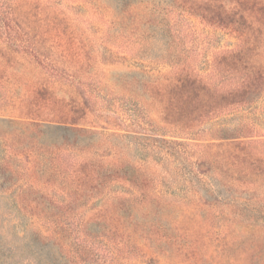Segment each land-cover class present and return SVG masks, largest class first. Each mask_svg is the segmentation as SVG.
<instances>
[{"label": "rangeland", "instance_id": "rangeland-1", "mask_svg": "<svg viewBox=\"0 0 264 264\" xmlns=\"http://www.w3.org/2000/svg\"><path fill=\"white\" fill-rule=\"evenodd\" d=\"M168 8L165 0L139 2L135 5L138 25L148 20L153 23L140 28L143 36L137 30L134 36L122 37L106 23L87 29V22L93 19L109 22L124 16L118 0H0V50L6 52L8 44L16 46L39 68L53 74L56 67L52 60L38 54L33 39L13 18L20 23L29 21L31 29L45 20L51 26L41 25L38 38L46 47H55L52 52L57 65L70 64L62 57L74 47L72 39L81 40L86 63L90 68L111 69L103 77L115 84L118 76L112 71L130 65L152 66L153 71L166 74L177 52L166 44L171 34L164 30L165 23L173 20L180 30H191L185 32L190 34L188 40L191 36L197 39V34L201 37L200 43H189L193 50L188 53V62L184 61L187 69L236 68L253 76L260 71L257 69L264 64V53L249 48L247 56L231 60L229 52L243 47L236 39L238 33L256 37L261 45L264 29L243 26L236 32L233 28L238 25L233 22L239 18L211 26L202 17ZM166 10L170 11L167 16ZM130 56L141 61L135 63ZM57 76L56 82L49 81L48 94L42 97L41 105L49 116L53 114L49 102L60 96L64 85L84 88L87 80ZM239 76L232 83L241 82ZM6 93L5 69L0 70V264H35L46 257L29 252L27 243L13 236L15 228L9 221L15 224L16 216L21 219L18 227L29 230L30 238L43 228L52 232L58 222L69 230H88L90 244L100 257L98 264H259L264 259V95L253 103L230 106L197 121L187 117L178 130L147 118L152 125L132 129L138 135H127L109 117L96 118L95 112L89 122H95L98 133L88 136L85 147L65 152L67 157L59 156L61 172L54 173L55 159L52 155L44 157L50 148H25L24 131L17 128L14 132L6 124V115L20 112L13 102L10 105L6 101ZM150 105L147 107L162 113L164 106L158 100ZM54 110L59 112L58 107ZM126 111L120 110L124 117L130 116ZM121 129L126 130L125 126ZM161 133L171 145H157L156 139L150 138ZM13 142L21 146L18 152L12 148ZM85 161L116 165L120 173L93 197L87 196L90 189L83 191V196L81 192L69 195V188L74 189L86 177L79 166ZM135 167L141 168L138 174L145 181L134 183V177L126 173ZM41 171L44 177L39 175ZM43 183L47 186L43 194L51 195L54 190L55 201L73 200L59 219L50 218L49 212L45 216L34 202L42 201L35 193ZM77 198L86 205H79ZM84 207L85 212L81 210ZM66 214L74 216L64 221Z\"/></svg>", "mask_w": 264, "mask_h": 264}, {"label": "trees", "instance_id": "trees-1", "mask_svg": "<svg viewBox=\"0 0 264 264\" xmlns=\"http://www.w3.org/2000/svg\"><path fill=\"white\" fill-rule=\"evenodd\" d=\"M118 1L122 5L124 16H121V18H110V20L108 19L109 22H97L96 19H93L92 22H87V29L93 30L96 29V24L106 23L122 37L127 35L134 36L137 30L143 36L140 28L149 26L153 22L148 20L143 22L142 25H138L135 5L145 0ZM165 1L169 5V10L175 9L183 11V13L202 17L205 20H209V25L211 26H214V22L217 23V21L224 23L227 18H239L233 22V25H238L237 29L233 28L236 32H240L243 26H245V29L250 28L251 30L259 29L262 31L264 29V0ZM169 10H166V16L170 12ZM16 19L13 18L18 28L25 33L27 32L26 34L33 39L34 48L39 50L38 54L52 60L56 70H54L53 74L44 71L39 68L32 58L23 55L16 46L11 44L7 45L6 52L0 50V70L6 69V101H9L10 105L13 102V107L16 106L20 109L18 110L20 112H16L18 113L16 116L6 115V124L12 128V131L17 128L24 131L23 135H26L28 142V144H24L25 148L35 147V151L50 148V152L46 153L44 157L52 155V159H55L56 166L51 168L54 173L56 170L58 173L61 172V160L59 159L60 162L58 161L59 156L60 158L61 156L67 157L65 152L85 147L88 136L91 137L98 133V126L95 122L93 124L89 122L91 119L90 115L95 112L96 118L99 116L98 119L103 120L106 116L109 117L108 119L115 123L118 130L125 132L127 135H138L139 132L132 129L137 130L140 128L143 130L145 129L143 128L144 125L145 127L152 125L147 118H155L159 125L178 130L182 120L187 119V117H189L190 121H197L215 111L230 106L253 103L264 95V64L261 65L260 69H257L260 71L255 76L252 75V72L236 68L231 70H228L230 68H225L220 71H213L210 66L208 67L209 70L205 71L201 70V68H195L194 71L187 69L184 61L189 60L188 53L193 50L189 43L190 41L192 43L196 41L200 43L201 37L197 34V39L191 36L188 40L187 38L190 34L187 36L185 32L191 30L182 28V26L180 30L179 24L173 20L165 23L164 30L166 29L171 34L166 44L177 48V52H175L173 57L172 65L168 64L166 74L161 70L153 71L151 69L152 66L130 65L123 70H113L112 73L115 72L118 78L115 84H111L106 76L103 77L104 72H108L111 69L99 70L94 65L90 68L86 63L81 40L75 39L73 42L72 39L74 47H71L62 57L64 62L70 64L60 66L57 65L55 52H52L55 47H46L42 38H38L41 36L37 29H41V25L44 27L51 26V24L42 20L40 26L35 25L31 29L29 21L20 23ZM155 27L157 29L159 26ZM238 34L236 39L240 45L243 44L242 48L244 50L239 48L234 52H229L232 54L231 60L236 57L247 56L249 48H253L255 52L264 53V41L258 46L256 37ZM196 53L198 52L196 51ZM127 57L129 56H125V59ZM130 59L135 63L141 61L134 56H130ZM224 59L228 62L226 57ZM254 62L256 63V61ZM161 68L166 67L161 66ZM239 71L245 73H239L241 82L234 84L232 81L238 79L236 72ZM57 75L83 81L87 80L84 81V88L76 84H69V86L63 84L65 90H61L60 96L55 97L54 100L51 99L52 101L49 102L53 106V114L49 116L47 112H44L41 102L44 101L42 97L44 98L48 94L49 86H51L49 81L56 82L58 79ZM218 80L219 82H217ZM254 80L257 82H253ZM227 83L230 84L223 85ZM24 87L26 90L23 89ZM14 92L17 96L13 94ZM154 100H158L164 106L162 113L160 110L155 112L151 107H147V104L149 106H151L150 103L154 104ZM55 107H58L59 112L54 110ZM121 109H127L128 111L126 112L130 116L124 117V114L120 112ZM122 126H125L126 130L121 129ZM166 136L161 133L150 138L156 139L157 145H163V143L171 145L165 139ZM248 142L251 143L252 141L248 140ZM15 144L13 142L11 146L18 152L21 146ZM81 164L79 165L81 167L80 173L85 174L86 177L74 189L69 188L71 191L68 192L69 195L75 193L76 196L78 195L77 192H81L79 194L83 196V191L90 189L87 192V196L90 194L93 197L100 190L99 188L106 185L109 186L110 180H113L121 169L116 165L109 166L104 162L85 161ZM131 169L129 168V170ZM140 170L141 168L135 167L133 172L126 173H130L134 177V183L140 180L145 181L138 174ZM39 175L44 177L45 172L41 171ZM102 179H105V181H102ZM108 179L109 181H107ZM55 187L53 189H57ZM46 189L47 186L44 183L42 188H37V193L35 194H39V199L42 201L34 200V202L41 207V213L45 216L49 212L51 214L50 218L59 219L63 213V208L71 206L73 200H70L69 197L67 198L68 201L57 202L54 200L56 192L52 190L50 192L51 195L43 194ZM78 198H81V196ZM12 201L14 202L15 200L12 199ZM78 201L79 205H86L82 203L83 200L78 199ZM85 208H81V210L85 212ZM52 210L53 212H51ZM66 215V218L63 219L64 221L74 216L72 214ZM19 219L16 216L15 224L9 221V225H13V229L15 228L13 236L25 241L27 247H29V252L32 251L39 258L46 256L45 259L42 258L40 262L35 264H98L100 257L96 252V247L90 244L89 235L87 234L88 230H76L73 228V230H69L62 226L61 222H58L52 232L47 230V228H43L30 238L28 235L29 230L18 227V224L21 223V219ZM91 221L95 222V217ZM259 264H264V259Z\"/></svg>", "mask_w": 264, "mask_h": 264}]
</instances>
